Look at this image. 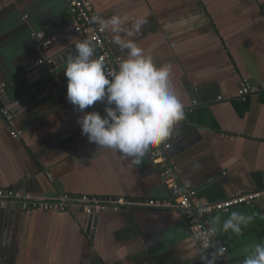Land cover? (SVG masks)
<instances>
[{
	"label": "crops",
	"instance_id": "1",
	"mask_svg": "<svg viewBox=\"0 0 264 264\" xmlns=\"http://www.w3.org/2000/svg\"><path fill=\"white\" fill-rule=\"evenodd\" d=\"M122 26L157 66H172L174 90L185 119L168 141V159L181 185L211 205L235 193L264 188V91L240 99L242 79L264 85V0H89ZM26 17V19H23ZM147 23L135 31V20ZM112 40L113 33L106 29ZM82 41L63 0H0V85L10 103L19 96L27 68L54 59ZM110 52L126 58L112 42ZM67 62V61H66ZM66 62L59 72L64 75ZM65 77V75H64ZM15 112L12 128L0 108V189L38 199L93 196L135 202L168 200L149 151L132 164L118 152L90 143L77 123L83 113L67 100V79L53 93ZM96 102L86 112L104 115ZM10 128L18 139L10 136ZM157 150L159 148H156ZM239 210L254 217L237 237L218 232L213 246L243 264L246 249L264 241V206L213 212L221 223ZM77 208L52 213L0 211V264H206L180 211L131 207L104 211L94 234Z\"/></svg>",
	"mask_w": 264,
	"mask_h": 264
},
{
	"label": "clouds",
	"instance_id": "2",
	"mask_svg": "<svg viewBox=\"0 0 264 264\" xmlns=\"http://www.w3.org/2000/svg\"><path fill=\"white\" fill-rule=\"evenodd\" d=\"M146 23L145 18L136 19L135 31L139 32ZM99 24L105 30L110 26L114 34L112 42L127 50V56L117 69L109 70L104 58L95 56L96 48L90 40L78 42L64 69L67 100L74 110L83 113L77 123L90 143L131 158L136 165L146 153L172 138L185 119V106L174 90L172 66H157L134 39H125L132 31L122 26L120 16L99 19ZM96 102L105 104L104 115L85 111ZM253 219L239 210L232 211L222 223L215 216L210 222L213 226L202 231L198 238L207 249L218 232L239 237ZM224 251L223 247H217L211 259L202 257V260L215 264ZM246 252L243 264H264V241L253 244Z\"/></svg>",
	"mask_w": 264,
	"mask_h": 264
},
{
	"label": "built area",
	"instance_id": "3",
	"mask_svg": "<svg viewBox=\"0 0 264 264\" xmlns=\"http://www.w3.org/2000/svg\"><path fill=\"white\" fill-rule=\"evenodd\" d=\"M69 13V23L73 31L80 36L82 40H90L96 48L95 56L103 57L105 64L109 70L117 69L121 57H115L110 52L112 40L107 31L99 24L102 17L94 10L89 0H63ZM23 19H26L24 17ZM53 59H39L31 67L27 68V72H31L43 65H50ZM264 91V85L258 86L248 79H242L237 89V96L245 99L246 96ZM5 85H0V99L4 95ZM1 116L7 125L12 128L13 113L9 108L1 109ZM10 128V136L18 139L19 135ZM162 146V150L166 151L170 148V144L166 142ZM161 149H155L152 153V162L158 166L159 177L169 192L168 200H149L144 202H135L125 199L104 200L93 196H69L60 195L54 199H38L30 194L15 191L13 189H0V210L30 212L39 210L45 213H65L71 212L77 208L85 216L98 217L104 211L118 212L120 208L126 207H145V208H164L175 209L182 214L192 237L195 239L198 248L204 257L212 258V253L216 251L213 242L207 249L204 247V241L199 239L202 231L212 227L206 220V216L213 212L226 213L235 207H249L256 204L264 206V188L253 190L246 193H235L232 196L216 202L211 205H202L196 197V191L189 185H181L166 159L162 155ZM222 256L216 258L215 264H232L231 261L224 258L226 248ZM206 261V260H205ZM207 264V261H206Z\"/></svg>",
	"mask_w": 264,
	"mask_h": 264
},
{
	"label": "water",
	"instance_id": "4",
	"mask_svg": "<svg viewBox=\"0 0 264 264\" xmlns=\"http://www.w3.org/2000/svg\"><path fill=\"white\" fill-rule=\"evenodd\" d=\"M69 55H74V49L62 51L53 59L50 65H43L31 72H27L25 79L21 82L20 92L18 94L19 98L13 101V103H10L4 94L0 99V108L4 106V101L8 102L7 106L14 114L31 103L36 102L39 98L42 99L44 93L51 94L55 89L63 86L65 77L59 72V68L62 63L67 61ZM159 149L162 150V146H159ZM162 155L173 169L166 151L162 150ZM96 218L97 217L88 216L87 233H89L91 238L94 234Z\"/></svg>",
	"mask_w": 264,
	"mask_h": 264
}]
</instances>
